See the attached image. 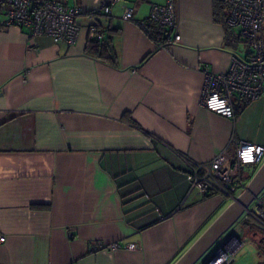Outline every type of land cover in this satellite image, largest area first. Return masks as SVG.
<instances>
[{"label": "crops", "instance_id": "obj_1", "mask_svg": "<svg viewBox=\"0 0 264 264\" xmlns=\"http://www.w3.org/2000/svg\"><path fill=\"white\" fill-rule=\"evenodd\" d=\"M65 2L82 9L73 46L0 25V264H173L231 201L191 189L180 156L225 151L227 168L239 142L264 146V97L234 99V119L200 106L205 73L225 74L248 47L217 0H173L178 43L163 28L164 43L151 38L166 0L108 15L95 13L103 0ZM92 28L112 54L87 52Z\"/></svg>", "mask_w": 264, "mask_h": 264}, {"label": "built area", "instance_id": "obj_2", "mask_svg": "<svg viewBox=\"0 0 264 264\" xmlns=\"http://www.w3.org/2000/svg\"><path fill=\"white\" fill-rule=\"evenodd\" d=\"M66 0H0V6L5 9V19L0 25L5 27L15 26L26 29L31 37H48L53 43H63L67 46L76 44L80 28L76 23L82 9L70 8ZM122 0H103L96 14H110L111 8ZM227 8L226 25L236 28L239 37L248 47L245 60L233 57L230 67L225 74L211 75L205 73V83L200 106L206 111L219 114L223 117L234 119L235 111L233 100L242 105L264 97V0H219ZM133 9L126 7L123 10L124 21H131ZM149 19L164 30L167 43H178L180 36L173 33L175 29V10L173 0H166L165 6H153ZM104 33L100 29L92 28L89 39L101 41ZM225 101V108L219 109L213 101ZM253 147V161L244 163L241 153L247 147ZM225 151L218 153L210 163H193L185 155L182 161L189 171L186 175L191 189L204 197L211 192H219L233 201L246 186L243 168L264 162V146L239 142L236 148V158L230 167L222 168L220 156ZM239 192V193H240ZM242 222L248 229L264 234V190L244 209ZM0 242L4 238L0 237ZM238 237L231 238L225 247L221 244L209 256L206 264H232L236 254L243 247ZM117 244L107 247L114 251ZM133 248V246H129Z\"/></svg>", "mask_w": 264, "mask_h": 264}, {"label": "water", "instance_id": "obj_3", "mask_svg": "<svg viewBox=\"0 0 264 264\" xmlns=\"http://www.w3.org/2000/svg\"><path fill=\"white\" fill-rule=\"evenodd\" d=\"M262 190H264V163L260 165L239 195L173 264H196L241 217L244 209ZM233 237H235L234 234L229 235L221 246L225 247ZM209 258L203 264H206Z\"/></svg>", "mask_w": 264, "mask_h": 264}, {"label": "rangeland", "instance_id": "obj_4", "mask_svg": "<svg viewBox=\"0 0 264 264\" xmlns=\"http://www.w3.org/2000/svg\"><path fill=\"white\" fill-rule=\"evenodd\" d=\"M262 163L264 162H261L260 164H256L253 166L251 173H248L247 178L245 179L246 184L250 181V179L256 173V171L258 170V168ZM239 192L237 194H239ZM230 203L231 201L226 199L223 209L226 206H228ZM232 234L236 235L238 239L242 243H244L243 247L239 250V252L235 256L234 259L235 263L233 262L232 264H260L259 256L264 258V242L262 241L259 242V240L264 239V234L260 232H256V235L252 236L249 229L243 225L241 217L230 227V229L221 237V239L196 264H202V262L204 263L205 260L212 254V252L220 244H222L229 235Z\"/></svg>", "mask_w": 264, "mask_h": 264}, {"label": "trees", "instance_id": "obj_5", "mask_svg": "<svg viewBox=\"0 0 264 264\" xmlns=\"http://www.w3.org/2000/svg\"><path fill=\"white\" fill-rule=\"evenodd\" d=\"M217 4H219L221 1L217 0ZM223 3V2H222ZM220 5V4H219ZM151 32V38L157 43H164L165 38L163 37L162 28L160 27H149ZM104 33V32H103ZM87 52L91 55H97L102 56L105 53H113L112 46L110 45V40L105 37L101 41H95V40H89L87 44ZM249 231L251 233H256L255 230L249 228Z\"/></svg>", "mask_w": 264, "mask_h": 264}, {"label": "clouds", "instance_id": "obj_6", "mask_svg": "<svg viewBox=\"0 0 264 264\" xmlns=\"http://www.w3.org/2000/svg\"><path fill=\"white\" fill-rule=\"evenodd\" d=\"M213 101L216 103L217 108L224 109L225 108V101H219L216 97H213ZM253 147L249 146L241 153V158L244 163H251L253 161Z\"/></svg>", "mask_w": 264, "mask_h": 264}]
</instances>
